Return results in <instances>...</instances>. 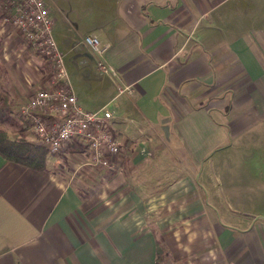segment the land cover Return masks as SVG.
<instances>
[{
  "label": "crops",
  "instance_id": "obj_1",
  "mask_svg": "<svg viewBox=\"0 0 264 264\" xmlns=\"http://www.w3.org/2000/svg\"><path fill=\"white\" fill-rule=\"evenodd\" d=\"M229 1L44 0L78 103L107 104L122 146L112 169L73 144L41 170L0 154V264H264V215L198 181L201 158L264 122V19L221 25ZM19 38L0 22L14 108L45 86Z\"/></svg>",
  "mask_w": 264,
  "mask_h": 264
},
{
  "label": "built area",
  "instance_id": "obj_2",
  "mask_svg": "<svg viewBox=\"0 0 264 264\" xmlns=\"http://www.w3.org/2000/svg\"><path fill=\"white\" fill-rule=\"evenodd\" d=\"M4 10L7 13L0 22H10L24 34L33 48L42 51L51 60V76L46 77L45 86L34 91L18 106L19 114L29 122L34 141L52 153L78 142L88 152L83 165L112 169L115 166L114 156L122 146L109 126L113 111L107 104L83 108L78 103L64 54L52 36V21L44 0H5ZM11 13L12 16L9 15ZM84 42L95 55L98 67L115 74L114 68L103 60L105 48L100 45L97 36L87 34Z\"/></svg>",
  "mask_w": 264,
  "mask_h": 264
},
{
  "label": "rangeland",
  "instance_id": "obj_3",
  "mask_svg": "<svg viewBox=\"0 0 264 264\" xmlns=\"http://www.w3.org/2000/svg\"><path fill=\"white\" fill-rule=\"evenodd\" d=\"M1 1L3 4H0V18L7 13L4 10L5 0ZM218 13H224V18H222L220 24L226 27L228 24L232 27L242 23L252 25L255 19H264V0H230L216 10V14ZM9 15L12 16V13ZM3 24L11 32L16 31L20 37L21 41H19L23 45L20 58H23L25 64L26 76L29 79L34 76L35 72L38 71L34 68V65L37 64L42 71L40 76L46 82L47 78L51 76V60L48 55L33 48L24 34L10 22ZM257 25H259L258 20ZM3 68L5 69V67ZM4 71L6 69L2 70L0 64V80L3 78L5 82V79L9 82L12 78L10 74L7 75ZM9 116L7 120L1 123L0 127L6 131L8 136L17 137L21 132L16 126L20 125L19 128L22 127L18 106H15L13 113ZM249 127L248 131L233 139V143L229 144L228 148L212 149L207 157L201 158L199 172L201 180L198 181L200 185H203V181H206L208 183L206 189L210 192H214L216 189L218 193L225 194L226 196H223V199L229 201L230 204L243 211V213L252 211L257 215H264V122L257 125L253 123ZM24 132L31 136L30 138H35L30 125L29 127L26 126ZM228 143H230L229 140ZM52 157V154L47 153V159Z\"/></svg>",
  "mask_w": 264,
  "mask_h": 264
},
{
  "label": "trees",
  "instance_id": "obj_4",
  "mask_svg": "<svg viewBox=\"0 0 264 264\" xmlns=\"http://www.w3.org/2000/svg\"><path fill=\"white\" fill-rule=\"evenodd\" d=\"M0 4L3 2L0 0ZM1 20V18H0ZM14 101L7 93H0V122L7 120L11 113H13ZM22 127L16 126L22 133L17 137H10L6 131L0 127V154L8 160L17 162L19 164L28 166L30 168L41 170L46 167L48 149L41 144L27 139V134L24 132L26 126L29 127V122L20 115ZM26 125V126H25ZM23 131V132H22ZM73 145L82 147L83 145L74 142Z\"/></svg>",
  "mask_w": 264,
  "mask_h": 264
}]
</instances>
